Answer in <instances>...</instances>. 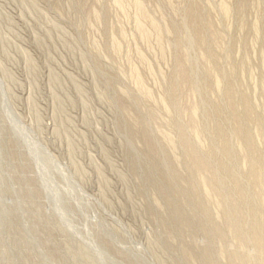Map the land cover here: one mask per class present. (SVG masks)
Instances as JSON below:
<instances>
[{
  "label": "rangeland",
  "instance_id": "obj_1",
  "mask_svg": "<svg viewBox=\"0 0 264 264\" xmlns=\"http://www.w3.org/2000/svg\"><path fill=\"white\" fill-rule=\"evenodd\" d=\"M137 1L0 0V264H261L264 0H139L145 17ZM182 135L221 195L206 200Z\"/></svg>",
  "mask_w": 264,
  "mask_h": 264
},
{
  "label": "bare ground",
  "instance_id": "obj_2",
  "mask_svg": "<svg viewBox=\"0 0 264 264\" xmlns=\"http://www.w3.org/2000/svg\"><path fill=\"white\" fill-rule=\"evenodd\" d=\"M115 2L114 3H116V4H118V5H123V0H114ZM224 1V0H223ZM137 7L138 8H136L137 9V11L141 14V16H146V12H145V9H144V6H143V4L138 0L137 2ZM223 3H225V1L223 2ZM134 4V3H133ZM120 7V6H119ZM220 7H222V6H220ZM223 12H224V14H226V15H229L230 14V9H229V7L227 6V5H225L224 4V6H223ZM138 12H137V14H138ZM139 14V15H140ZM198 15H199V13H198ZM198 15H195L194 16V18H197L198 17ZM193 18V17H192ZM144 19V18H143ZM138 21V20H137ZM136 21V22H137ZM195 21H196V19H195ZM198 21V20H197ZM153 23V26H154V28L153 29H157V30H159L157 33H159V32H162L160 29H161V26H159L158 24H156L155 22H152ZM197 23V22H196ZM213 23V22H212ZM137 25V24H136ZM199 26V25H198ZM216 27V26H215ZM137 29H139V31H141V33H142V35L143 36H145V37H148V31L144 28V26L142 25V23L141 22H139V24H138V27H137ZM209 29V28H208ZM213 29V28H212ZM157 30H154V31H157ZM163 30V29H162ZM195 32L194 33H196V37L198 38V41L203 45L204 43H206V41H207V39H206V35H205V30H203V29H201V27L199 28V27H197V28H195ZM159 34H162V33H159ZM155 35H158V34H155ZM152 36V35H151ZM159 36V35H158ZM215 36V35H214ZM161 37V36H160ZM218 37V36H217ZM145 40V39H144ZM149 40V39H148ZM158 40V39H157ZM218 40V39H217ZM213 42H215V41H213ZM210 44V43H209ZM214 45V44H213ZM163 46V45H162ZM213 47H215V46H213ZM164 48V47H163ZM203 50V49H202ZM215 50H216V48H215ZM212 51V50H211ZM217 51V50H216ZM215 51V52H216ZM214 52V53H215ZM164 53V52H163ZM212 53H213V51H212ZM206 54V53H205ZM203 55V54H202ZM209 56V55H208ZM211 56V55H210ZM209 56V57H210ZM202 57V56H201ZM212 57V56H211ZM183 59V58H182ZM186 59V58H185ZM179 61V60H178ZM207 61V60H206ZM180 62H181V65H180V63H179V65L181 66V67H179V65H177L180 69V72H179V77L177 78L179 81H178V83H176V85L175 86H177V85H180V86H185V84L187 83V82H189L188 81V79H189V77H188V75L186 74V67H185V61H181L180 60ZM209 62V61H208ZM214 62V61H213ZM210 64V63H209ZM217 66V65H216ZM185 67V68H184ZM209 67H211V66H209ZM215 67V66H214ZM213 68V67H212ZM205 69H206V67H205ZM211 69V68H210ZM207 70V69H206ZM209 70V69H208ZM214 71V70H213ZM135 72V71H134ZM208 73H210V72H208ZM134 74V79L136 80V84L140 87V89L143 91V93L145 94L144 96L145 97H147V98H149L150 97V95L152 96V94H151V92H149L148 90H146L145 89V87H143V79H141V77L135 72V73H133ZM211 74H213V73H211ZM209 76H210V74H209ZM213 77V76H212ZM214 78V77H213ZM176 79V80H177ZM220 80L219 79H217V86H219L218 85V83H220L219 82ZM174 83V84H175ZM221 84V83H220ZM229 84V83H228ZM232 84V83H231ZM231 84H229L230 86L229 87H227L228 89H227V98L229 97V99L231 100L230 101V104H231V106H232V108H233V106L235 107V105H233L232 104V99H233V101H235L234 100V97H235V95L233 94V88L231 87L232 85ZM136 85V86H137ZM187 85H188V83H187ZM174 85L172 86V89H173V87H175ZM179 86V87H180ZM183 86V87H184ZM138 87V88H139ZM225 87V88H226ZM182 88V87H181ZM185 88V87H184ZM219 88V87H218ZM221 88V87H220ZM175 89H177V88H175ZM139 90V89H138ZM178 91H179V89H177ZM141 91V92H142ZM222 92H224V91H222ZM236 92V91H235ZM142 93V94H143ZM224 94V93H223ZM226 94V93H225ZM235 94H237V93H235ZM234 95V97L232 98V96ZM244 96V95H243ZM242 97V96H241ZM246 97V96H245ZM244 98V97H243ZM245 99H247V98H245ZM244 102H245V100L244 99H242ZM227 101H228V99H227ZM158 102V101H157ZM163 102H164V99H163ZM247 102H249V101H247ZM189 103V102H188ZM234 103V102H233ZM236 103V102H235ZM246 103V102H245ZM162 104V103H161ZM164 105V104H163ZM186 105V104H185ZM242 105H244L243 103H242ZM160 106V105H159ZM245 107V111H244V109H243V112H247L246 113V116H247V114L249 115L248 117H249V119H250V116H251V113L253 112V108L251 107L252 105H250L249 103L246 105H244ZM230 107V106H229ZM236 108V107H235ZM234 108V109H235ZM191 112V117H193L194 115H196V113H197V106H196V104H190L189 105V108H188ZM180 110V109H179ZM184 110V109H183ZM235 112V111H234ZM190 113H189V115H190ZM236 113V112H235ZM254 113V112H253ZM186 115V114H185ZM188 115V114H187ZM236 115H239V114H237L236 113ZM242 115V114H241ZM233 116V115H232ZM235 116V115H234ZM244 116H245V114L243 115V117H242V119H241V117H239V116H235L236 118V121H235V125H238V122L240 123V122H242L243 121V118H244ZM257 117V116H256ZM197 118V117H196ZM246 118V117H245ZM255 118V117H254ZM192 118H190V120H191ZM253 119V118H252ZM196 120V119H195ZM241 120V121H240ZM257 120H258V118H257ZM193 121V119L191 120V122ZM195 121H193L192 122V125L190 126V127H195V129H197L196 128V126H195V123H194ZM198 122V121H197ZM254 122H255V119H254ZM258 123H259V121H258ZM257 123V124H258ZM197 124V123H196ZM256 124V125H257ZM255 125V124H254ZM188 127V126H187ZM192 127V128H193ZM258 127V126H257ZM261 127V125L258 127V128H260ZM262 127H263V124H262ZM237 128V127H236ZM240 128V127H239ZM243 128H244V126H243ZM216 129V128H215ZM262 129V128H261ZM182 131V130H181ZM218 131V130H217ZM222 131V130H221ZM248 131H250V130H248ZM262 131H263V129H262ZM236 132H237V130H236ZM217 133V132H216ZM248 133H250V132H248ZM262 133V132H261ZM183 134V133H182ZM221 134V133H220ZM251 134V133H250ZM186 135V134H185ZM198 135L199 134H197V137H198ZM223 135H225V134H223ZM237 135H239V136H241L242 138H244V148L247 150V148H254V145H257V144H254V141H253V139H255L253 136L251 137V136H249V135H247V133H246V131L244 132V131H241V130H238V132H237ZM263 135V134H262ZM224 137V136H223ZM222 137V138H223ZM179 138H181V137H179ZM236 138H237V136H236ZM146 139V138H145ZM169 139H170V137H169ZM168 139V140H169ZM220 139V138H219ZM225 139V138H224ZM223 139V140H224ZM179 140V139H178ZM181 140L186 144V145H183L184 147L186 146V147H188V155H189V158L188 159H193V163L195 164V167L197 166L198 167V169H194V170H197L198 172V176H197V178L199 177V178H201L203 181H204V196L207 198L206 200H208V199H211L212 197H214V195L216 194V193H218L219 192V190L221 191V189L222 188H224L223 187V185L222 184H224V183H220V182H218V180H217V178L214 176V174H213V172H212V167H211V165L210 164H208V163H206V162H208V161H206V162H203L201 159H200V154L202 153V151L201 150H203L202 148H201V150H199V149H194V148H192L191 146H189V141L190 140H188L187 139V137L185 138V137H183V135H182V138H181ZM242 140V139H241ZM170 141V140H169ZM243 141V140H242ZM173 142V141H172ZM180 142V141H179ZM183 143V144H184ZM226 143V142H225ZM172 144V143H171ZM182 144V143H181ZM224 144V143H223ZM241 144H243V143H241ZM191 145V144H190ZM152 147V146H151ZM257 147V146H256ZM225 150V149H224ZM244 150V149H243ZM246 150H245V152H246ZM248 151V150H247ZM228 152H229V150H228ZM242 152V151H241ZM153 153V152H152ZM204 153V152H203ZM250 153V152H249ZM254 153H255V151H254ZM225 154H226V151H225ZM228 154V153H227ZM187 155V156H188ZM246 156V155H245ZM253 156V155H252ZM251 156V157H252ZM203 157V156H202ZM248 158V157H247ZM250 158V157H249ZM256 158V157H255ZM187 159V158H186ZM205 160V159H204ZM250 160V159H249ZM188 161H190V160H188ZM190 162H192V161H190ZM189 162V163H190ZM246 162V161H245ZM249 162V161H248ZM188 163V162H187ZM192 164V163H191ZM190 165V164H189ZM191 166H194V165H191ZM190 169V168H189ZM249 169H250V176H248L249 178L250 177H252V179H253V183H254V186H256L257 188H262V187H264V160L263 159H252V161H251V164H250V168H248V171H249ZM236 181V180H235ZM237 181H238V179H237ZM236 185V184H235ZM253 186V185H252ZM240 187H241V185H240ZM223 190V189H222ZM240 192V191H239ZM220 193V192H219ZM238 194H240V193H238ZM237 194V195H238ZM220 195H221V193H220ZM257 195V194H256ZM216 196V195H215ZM218 196V195H217ZM204 197V198H205ZM221 197V196H220ZM241 197H243V199H244V193H241ZM215 198V197H214ZM239 199V198H238ZM224 200V199H223ZM205 201V200H204ZM258 201L259 202H261L262 204H264V194H262L261 196H259L258 197ZM210 202V201H209ZM225 202V201H224ZM236 202V201H235ZM242 202V201H241ZM218 203V202H217ZM257 203V202H256ZM229 204V203H228ZM231 204V203H230ZM238 204H239V202H238ZM258 204V203H257ZM236 205H237V203H236ZM236 205L234 206V207H236ZM239 205H241V204H239ZM228 206V205H227ZM259 206V205H258ZM262 206V205H261ZM225 208V206L224 205H220V209H224ZM225 210V209H224ZM228 212V211H227ZM254 212V211H253ZM252 212V213H253ZM226 213V212H225ZM239 213H240V211H238V212H236L233 216H230V217H227V221L231 224V233H232V235L231 236H233V238L235 239H237V238H239L240 237V221H239ZM255 214H256V211H255ZM254 214V215H255ZM226 215V214H225ZM221 216V215H220ZM258 216V215H257ZM258 218V217H257ZM260 219H263V214L262 215H260V217H259ZM260 219H258V220H260ZM241 220H242V218H241ZM254 220H256V219H254ZM263 221V220H262ZM258 222V221H257ZM226 223V222H225ZM258 224V223H257ZM258 225H260V224H258ZM242 226V225H241ZM264 227V226H263ZM243 227H241V229H242ZM245 228V227H244ZM216 230H219V229H216ZM229 230V229H228ZM243 230V229H242ZM254 231H255V229H253ZM258 230H259V228H258ZM244 231V230H243ZM230 233V234H231ZM244 233H246V232H244ZM243 233V234H244ZM248 233V232H247ZM253 233V235H252V238H253V243H255L256 244V246H257V248H258V257H259V261L261 262V264H264V230H259V231H255V232H252ZM250 235V234H249ZM244 237H245V235H244ZM241 238V237H240ZM251 238V239H252ZM243 239V238H242ZM231 241V240H230ZM226 243V242H225ZM241 244V243H240ZM248 244V243H247ZM222 245H224V244H222ZM238 247V246H237ZM240 248V247H239ZM238 248V249H239ZM246 248V247H245ZM256 249V248H255ZM236 250V249H235ZM237 251V250H236ZM233 252V253H231L230 254V257L229 258H231V260H233L234 262L235 261H237V262H240V264H251V263H249V261H247L248 259H246V258H244V256H243V254H242V256L238 253V252ZM245 251V250H244ZM257 252V251H256ZM230 253V252H229ZM245 254V253H244ZM226 255V254H225ZM257 256V255H256ZM224 257V256H223ZM224 258H226V257H224ZM255 258V257H254ZM250 259V258H249Z\"/></svg>",
  "mask_w": 264,
  "mask_h": 264
}]
</instances>
